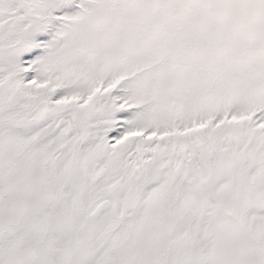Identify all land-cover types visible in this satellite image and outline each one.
I'll return each instance as SVG.
<instances>
[{
	"label": "snow or ice",
	"instance_id": "obj_1",
	"mask_svg": "<svg viewBox=\"0 0 264 264\" xmlns=\"http://www.w3.org/2000/svg\"><path fill=\"white\" fill-rule=\"evenodd\" d=\"M0 264H264V0H0Z\"/></svg>",
	"mask_w": 264,
	"mask_h": 264
}]
</instances>
